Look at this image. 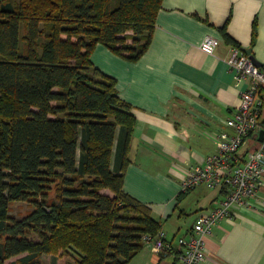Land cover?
<instances>
[{"label": "trees", "instance_id": "1", "mask_svg": "<svg viewBox=\"0 0 264 264\" xmlns=\"http://www.w3.org/2000/svg\"><path fill=\"white\" fill-rule=\"evenodd\" d=\"M162 2L0 0V264H129L162 232L124 191L133 108L92 63L99 45L138 61ZM15 202L32 211L16 219Z\"/></svg>", "mask_w": 264, "mask_h": 264}, {"label": "crops", "instance_id": "2", "mask_svg": "<svg viewBox=\"0 0 264 264\" xmlns=\"http://www.w3.org/2000/svg\"><path fill=\"white\" fill-rule=\"evenodd\" d=\"M225 26L264 70V0H163L152 41L138 61L101 45L92 55L93 65L117 81L119 97L136 117L124 191L151 208L172 244L173 251L158 254L145 246L129 264H180L179 241L188 240L200 212L224 198L221 191L200 186L177 201L184 193L185 170L203 165L216 152L215 138L227 129L249 85L248 78L235 87L227 64L235 47L225 40ZM208 36L219 41L213 53L201 48ZM259 199L261 203L251 202V209L239 210L233 220L213 228L201 264H264V186ZM43 262L67 264L65 258L49 255Z\"/></svg>", "mask_w": 264, "mask_h": 264}, {"label": "built area", "instance_id": "3", "mask_svg": "<svg viewBox=\"0 0 264 264\" xmlns=\"http://www.w3.org/2000/svg\"><path fill=\"white\" fill-rule=\"evenodd\" d=\"M218 44L217 39L208 36L201 48L213 53ZM227 64L236 88L248 78L249 85L241 92L240 105L227 120V129L215 138L216 152L208 156L203 165L187 168L182 180L183 192L206 186L225 194L217 206L197 215L188 240L179 241L183 248L180 264L205 262L206 238L212 234L213 228L224 220H233L239 210L251 209V202L261 203L259 193L264 186V126L261 125L264 70L238 48H233ZM144 244L157 254L170 250L172 245L163 231L155 238L145 237Z\"/></svg>", "mask_w": 264, "mask_h": 264}, {"label": "rangeland", "instance_id": "4", "mask_svg": "<svg viewBox=\"0 0 264 264\" xmlns=\"http://www.w3.org/2000/svg\"><path fill=\"white\" fill-rule=\"evenodd\" d=\"M211 191H215V192H217V190H211ZM108 193L110 194V192H108ZM30 211H32V209L30 208V206H28V205L25 204V203L15 202V203H13V204L11 205V215L14 216V217H15L16 219H18V220H21V219H23L24 217H26ZM181 221H182V220H181ZM186 222H188V220L185 221V222H183L182 224H184V223H186ZM4 241H5V238L0 239V245H1V243H3ZM20 258H21V257H19V258H14V259H12V260H13V261H16V260H18V259H20ZM65 260L67 261L68 259H65ZM42 264H46V263L43 262Z\"/></svg>", "mask_w": 264, "mask_h": 264}, {"label": "water", "instance_id": "5", "mask_svg": "<svg viewBox=\"0 0 264 264\" xmlns=\"http://www.w3.org/2000/svg\"><path fill=\"white\" fill-rule=\"evenodd\" d=\"M244 52H245L247 55H249L250 58H251V60L253 61V63H254L257 67H259V63H258L257 60L254 58V56L252 55L251 50L247 48V49H244ZM261 135H262V133H261Z\"/></svg>", "mask_w": 264, "mask_h": 264}]
</instances>
